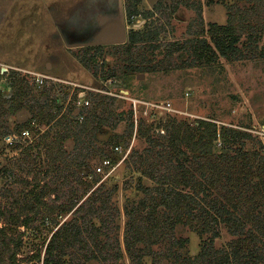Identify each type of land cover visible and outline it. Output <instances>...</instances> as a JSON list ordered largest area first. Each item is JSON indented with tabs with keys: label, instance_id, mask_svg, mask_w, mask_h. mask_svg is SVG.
<instances>
[{
	"label": "rangeland",
	"instance_id": "1",
	"mask_svg": "<svg viewBox=\"0 0 264 264\" xmlns=\"http://www.w3.org/2000/svg\"><path fill=\"white\" fill-rule=\"evenodd\" d=\"M234 2L238 0H0V88L6 87L7 91H12V86L22 77L33 86V91L24 98L21 109L7 114L6 125L0 122V202L14 206L12 208L15 210L18 206L13 202V197L22 199L31 189L45 191L44 204L40 205L41 210L34 221L28 227L20 225L12 228L16 234L22 233L17 253L20 264H43L42 254L54 230L62 223L74 226L75 195L81 192V188L75 182L73 171L76 168L84 176L92 172L93 167L105 157L112 159L115 169L104 175H94L99 179L93 180V188L102 185V191H106L117 185V191L108 198L107 204L100 206L99 211L103 213L115 207L120 215L103 213L102 216L109 219L105 224L108 238L107 235L100 238L109 241L107 249L110 252L120 247L124 253V258L112 259L110 264H130L123 242L126 221L123 207L128 198L136 201L138 196L134 185L136 181L128 189L124 187V182L130 181L131 175H138L137 171H131L127 166L131 149L145 150L148 147L145 138L136 132V125L141 119H144L145 125L153 126L151 132L154 135L164 132L167 121L172 117L190 122L200 118L210 119L216 123L217 129L224 124L250 133L251 136L243 140V149L264 152V58L230 61L220 57L214 65L207 66L198 65L197 62L190 64L188 58L185 61V56H179L178 50L172 52L169 58H162V53L156 49L157 54L153 57L148 51L150 46L148 49L144 47L150 43L163 47L165 43L173 44L196 35L208 39L209 24H225L228 5ZM120 6L127 37L132 30H139L142 34L137 42L138 50H146L143 53H149L151 57L144 61V65L152 67L159 60L160 67L144 71L130 69L125 53L129 41L124 47L121 44L116 48L106 47L95 60H90L88 56L92 48L89 52H83L84 48L72 45L75 39H96L108 24H104L105 21L118 16ZM101 9H105L106 13L95 14L92 25L77 26L78 17L85 15L87 23V17L92 16L90 13ZM129 10L135 11L132 18L129 17ZM75 26L82 31L76 35L77 38L75 30H71ZM155 29H159L157 34L151 32L145 36L147 31ZM246 39L247 36L242 33L239 46L243 48ZM263 42L264 35L257 43ZM80 58H88L89 65L82 63ZM106 70L112 72L104 77ZM128 71L130 75H127ZM41 75L48 78L41 82L37 79ZM79 92L83 94L78 96ZM106 95L114 96L116 100L112 103L106 101ZM93 106L96 113L108 115L114 127L103 126L95 136L83 139L85 143L79 147L88 143V164L79 168L69 166L70 162H67L65 167L69 168L61 172H41V169L47 168V164L42 168L43 161L35 162L33 159L37 151L44 149V146H35L39 136L44 131L53 136L60 134L64 137V149L83 154L80 148L75 147L72 134L65 137L64 125L81 119ZM130 107L134 112V130L131 134L125 112ZM28 120L32 125L29 127L32 145L24 148L22 144H7L1 139L3 133L18 132L16 127ZM199 132L196 130V135ZM20 141L24 143V140ZM219 144L218 141L215 144L216 151L221 150ZM22 158H25L26 167L17 165ZM10 167H14L13 172L18 178L10 182L8 187L14 190L6 191L4 197L1 192L7 175L1 169ZM36 174L40 179L37 187ZM25 180L28 185H24ZM142 182L147 186L153 183L147 177H143ZM14 193L15 196H12ZM93 222L96 225L100 223L97 217H93ZM177 233L178 236L187 237L185 249L188 255H197L205 235L201 236L190 228ZM230 239L231 236L222 229L220 237L214 240V248L224 246ZM158 246L162 244L154 245V249ZM40 248L42 252L38 259ZM61 251L66 253L62 255L64 264H75V244ZM143 262L151 264V256H144ZM158 263L170 264L168 261Z\"/></svg>",
	"mask_w": 264,
	"mask_h": 264
},
{
	"label": "trees",
	"instance_id": "2",
	"mask_svg": "<svg viewBox=\"0 0 264 264\" xmlns=\"http://www.w3.org/2000/svg\"><path fill=\"white\" fill-rule=\"evenodd\" d=\"M134 12L129 10V17L132 18ZM209 25L208 39L196 35L173 44L165 43L163 47L153 43L144 47L150 46L148 51L153 57L157 54L156 49L162 53V58H169L172 52L178 50L179 56H185V61L188 58L190 64L197 62L198 65L207 66L214 65L220 57L230 61L264 58V42L257 43L264 35V0H238L228 5L225 24ZM151 32L157 34L159 29L147 31L145 36ZM140 33L139 30H132L128 36L129 46L125 48V53L130 69L144 71L160 67L159 60L152 67L144 65V61L151 57L149 53H143L146 50H138L137 42L142 37ZM242 33L247 36L243 48L239 46ZM80 61L89 65L88 58H80ZM111 72L106 70L104 77ZM16 82L12 89L7 85L12 91H7L6 87L0 88V122L3 126L8 123L7 114L21 109L24 98L33 91L26 78H18ZM104 99L111 103L116 100L111 95L104 96ZM125 112L131 134L134 130V112L131 107ZM108 117L96 113L93 106L81 119L64 125L65 137L72 134L75 147L80 148L83 154L68 152L63 147L62 135L53 136L44 131L35 142V146H44V149L33 155L35 162L43 161L42 168L47 164V168L40 167V171L61 172L70 165L80 168L88 164V143L84 147L79 146L85 143L84 138L95 136L99 128L114 127V122ZM31 126L28 120L16 128L20 132ZM216 126L210 119L200 118L190 122L172 117L167 121L164 132L154 135L151 132L153 126L145 125L144 119L137 123L136 132L145 138L148 147L145 150L133 148L127 157L128 168L138 172L136 177L131 175L129 178L130 185L124 182V187L128 189L135 180L138 196L136 201L128 198L123 207L126 216L123 242L130 264H145L143 258L146 255L151 256V264L162 261L170 264H264V152L243 149V140L249 138L250 133L224 124L219 129ZM196 130L200 131L198 135ZM217 141L221 145L220 151L215 149ZM67 162H70L69 166L65 167ZM17 165L26 167L25 158L18 160ZM95 167L84 176L76 168L73 171L75 182L81 188V192L75 195V227L62 223L54 230L42 254L43 264H64L62 255L66 253L61 250L72 244H75V264H110L112 259L125 257L120 247L110 252L107 249L109 241L100 238L107 235L105 224L109 221L108 217L102 216L103 213L113 216L114 213L120 215V211L115 207L103 213L99 211L118 187L114 185L106 191H102V185L93 188V180L99 179L94 175H102L96 172ZM1 170L7 175L1 192L6 197V191L14 190L8 187L10 182L18 177L13 172L14 167ZM143 177L151 179L152 185H144ZM39 182L36 174L35 187ZM24 185H28L26 180ZM44 193L42 189H31L24 195L25 200L13 197V202L18 206L15 210L12 208L14 206L0 202V264H20L17 253L22 233L16 234L12 228L20 225L28 227L34 221L41 210ZM93 217L99 219L98 225L93 222ZM186 228L205 235L201 249L195 256L188 255L185 249L187 237L177 235L178 231ZM222 229L231 239L215 249L214 240L220 237ZM161 244L154 249V245ZM41 252L42 248L37 254L38 259Z\"/></svg>",
	"mask_w": 264,
	"mask_h": 264
},
{
	"label": "flooded vegetation",
	"instance_id": "3",
	"mask_svg": "<svg viewBox=\"0 0 264 264\" xmlns=\"http://www.w3.org/2000/svg\"><path fill=\"white\" fill-rule=\"evenodd\" d=\"M121 9H122V7H121ZM104 10L105 9H101L99 11H95V10L92 11L90 13L92 15V16L90 15L91 18L89 16L87 17V19H88L87 20V23L85 22V15H83L81 17H78L77 16L78 17L77 19L79 20L77 26H83V24L84 25H86V24L92 25L93 19H94V15L95 14H99V13L103 14L104 12L106 13V10L105 11ZM107 11H110V9L109 10L107 9ZM122 12H123V9H122ZM87 14H88V12H87ZM111 20H113V19H107V21H105L104 24L109 23V21L111 22ZM76 22H75V24H76ZM71 30L72 31L75 30V38H77L76 35H78L79 33H82V31H80L81 30L80 27H76L75 26V28L72 27ZM125 30H126V25H125ZM98 38H99V36L96 39H98ZM92 40H95V38L92 37V38L86 39V40H78V39H75V42L74 43L76 44V43H82V42H87V41H92ZM128 41H129V39H128L127 34H126V39L123 42H120V43H92V44H88V45H80V47L84 48L83 49V52H86V51L89 52L90 51V48H92V50H91L92 53L89 54L88 56L90 57L89 58L90 60H92V59L95 60L96 59V56L102 54L103 53V50L106 49V47H110V48H113L114 47V48H116V47H118V44H121L122 47H124V46H127L128 45ZM77 47H79V45H77Z\"/></svg>",
	"mask_w": 264,
	"mask_h": 264
},
{
	"label": "water",
	"instance_id": "4",
	"mask_svg": "<svg viewBox=\"0 0 264 264\" xmlns=\"http://www.w3.org/2000/svg\"><path fill=\"white\" fill-rule=\"evenodd\" d=\"M126 39V31H125V23H124V15L121 9L119 8L118 16L109 22L107 25L102 28L99 38L82 42V43H72L73 46L77 45H88L92 43H120Z\"/></svg>",
	"mask_w": 264,
	"mask_h": 264
},
{
	"label": "built area",
	"instance_id": "5",
	"mask_svg": "<svg viewBox=\"0 0 264 264\" xmlns=\"http://www.w3.org/2000/svg\"><path fill=\"white\" fill-rule=\"evenodd\" d=\"M48 77L46 75H41L40 77H37L38 80H40L41 82H44L45 79H47ZM78 96H81L83 93L79 92ZM262 132L264 133V129L262 130ZM2 138L7 144H22L24 145L23 147L29 145L31 143V141H29L30 139H32V136H30V132L28 128L22 129L20 132H6L4 134H2ZM29 138V139H28ZM24 140V143H22L20 140ZM116 149H118V147H116ZM114 163L111 161L110 158L105 157L100 164L96 165L95 170L97 173H100L102 175H104L107 172H113L114 171ZM112 169V170H111Z\"/></svg>",
	"mask_w": 264,
	"mask_h": 264
}]
</instances>
